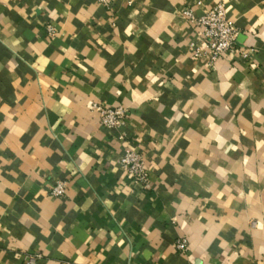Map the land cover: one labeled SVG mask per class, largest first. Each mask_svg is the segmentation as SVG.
Instances as JSON below:
<instances>
[{
	"label": "crops",
	"instance_id": "1",
	"mask_svg": "<svg viewBox=\"0 0 264 264\" xmlns=\"http://www.w3.org/2000/svg\"><path fill=\"white\" fill-rule=\"evenodd\" d=\"M218 3L253 53L212 68L183 12ZM92 104L126 107V125ZM126 147L149 189L120 167ZM31 253L264 264V0H0V264Z\"/></svg>",
	"mask_w": 264,
	"mask_h": 264
},
{
	"label": "built area",
	"instance_id": "2",
	"mask_svg": "<svg viewBox=\"0 0 264 264\" xmlns=\"http://www.w3.org/2000/svg\"><path fill=\"white\" fill-rule=\"evenodd\" d=\"M98 4L111 9L114 0H96ZM184 17L193 28L197 29L204 41V50L195 49L194 56L197 58L208 57L209 66L214 68L215 63L229 55H239L244 59L251 57L253 49L239 46L237 41L238 29L228 19L223 3H218L203 16L196 17L192 11L187 9L183 12ZM51 35H55L53 26L47 27ZM91 110L99 114L100 123L109 129H120L126 125L128 109L122 105L117 107H105L92 104ZM120 167L127 175L142 189L150 188L149 174L146 167L144 155L131 147H126L119 159ZM66 193V182L56 181L51 189V194L61 197ZM188 241L180 237L176 241V248L180 252L188 250ZM41 257L39 253H31L27 256L28 264H35ZM65 264V263H61Z\"/></svg>",
	"mask_w": 264,
	"mask_h": 264
}]
</instances>
